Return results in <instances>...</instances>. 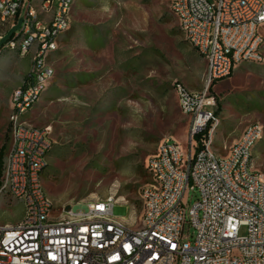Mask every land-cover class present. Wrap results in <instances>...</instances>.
Here are the masks:
<instances>
[{"label":"built area","instance_id":"1","mask_svg":"<svg viewBox=\"0 0 264 264\" xmlns=\"http://www.w3.org/2000/svg\"><path fill=\"white\" fill-rule=\"evenodd\" d=\"M71 2L0 0V39L11 31L0 47L18 54L33 49L26 77L9 97L0 196L19 201L22 214L0 223V264H264V170L254 167L250 154L260 124L248 122L217 153L211 147L214 99L206 91L239 61L263 59L264 0H168L180 32L204 61L203 86L173 83L187 117L188 148L183 153L164 136L147 154L149 179L135 224L120 213L133 210L118 195L54 206L41 182L49 124L20 118L53 74L47 55L69 23ZM204 128L196 147L194 135ZM188 191L189 198L196 193L190 203Z\"/></svg>","mask_w":264,"mask_h":264},{"label":"rangeland","instance_id":"2","mask_svg":"<svg viewBox=\"0 0 264 264\" xmlns=\"http://www.w3.org/2000/svg\"><path fill=\"white\" fill-rule=\"evenodd\" d=\"M261 31L263 59L239 61L206 91L216 115L211 147L224 153L248 122H258L250 154L254 167L264 170V25ZM32 53L0 47L2 159L9 144V97L25 79ZM50 60L55 67L50 84L20 116L50 127L41 173L45 193L54 206L118 195L133 210L120 213L135 224L141 187L149 179L147 154L164 136L176 140L183 153L188 148L187 117L173 83L200 89L203 59L183 38L168 0H74ZM195 195L189 198L188 191L186 200ZM21 214L19 201L0 196V223L16 222Z\"/></svg>","mask_w":264,"mask_h":264},{"label":"trees","instance_id":"3","mask_svg":"<svg viewBox=\"0 0 264 264\" xmlns=\"http://www.w3.org/2000/svg\"><path fill=\"white\" fill-rule=\"evenodd\" d=\"M174 14V13H173ZM11 35V31L9 30L8 32H6L2 37H1V39H0V43L4 40V39H6L7 37H9ZM184 38V37H183ZM185 39V38H184ZM213 81H211V82H209V84L207 85V88L208 87H210V84L212 83ZM214 111H215V109H214ZM8 127H9V125H8ZM202 132H205V128L204 129H202L201 131H199V132H197V133H195V140L197 141V144H196V147L197 146H199V138H200V136H201V133ZM3 149H4V144L3 143H1L0 144V172H1V167H2V154H3ZM46 166V165H45ZM45 166H44V168H45ZM145 167V166H144ZM43 168V169H44ZM146 168V167H145ZM42 169V170H43ZM147 170V169H146ZM41 173H42V171H41Z\"/></svg>","mask_w":264,"mask_h":264},{"label":"crops","instance_id":"4","mask_svg":"<svg viewBox=\"0 0 264 264\" xmlns=\"http://www.w3.org/2000/svg\"><path fill=\"white\" fill-rule=\"evenodd\" d=\"M73 1L74 0H72V2H71V4L73 3ZM71 4H70V6H71ZM69 24V23H68ZM67 27V26H66ZM65 27V28H66ZM64 28V29H65ZM64 29L63 30H61L58 34H57V36H56V46L53 48V49H51L49 52H48V55H47V60H48V62H50L51 63V65L53 66V69H54V71H53V74H52V76H51V78L47 81V83H46V85H45V87L47 86V85H49L50 84V81H51V79L53 78V76H54V74H55V67H54V65H53V63H52V61L50 60V56H51V54L54 52V51H56L57 49H58V39H59V36H60V34L64 31ZM31 48H29L25 53H23V54H26V53H28V51L30 50ZM18 54V53H17ZM23 54H18V55H23ZM233 68V67H232ZM232 70V69H231ZM216 80H218V79H216ZM216 80H214V81H216ZM213 81V82H214ZM44 87V88H45ZM43 91V90H42ZM41 94V93H40ZM25 112V111H24ZM233 140V139H232Z\"/></svg>","mask_w":264,"mask_h":264}]
</instances>
